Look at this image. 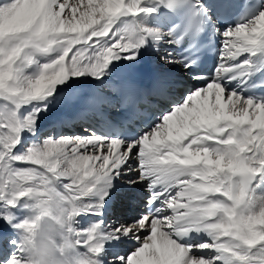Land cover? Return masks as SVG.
I'll return each instance as SVG.
<instances>
[{
	"label": "snow or ice",
	"instance_id": "snow-or-ice-1",
	"mask_svg": "<svg viewBox=\"0 0 264 264\" xmlns=\"http://www.w3.org/2000/svg\"><path fill=\"white\" fill-rule=\"evenodd\" d=\"M234 7L0 0V264H25L20 234L52 202L68 214L81 264H264V0L217 27ZM146 55L194 83L146 126L108 120L100 89ZM87 87L95 94L81 99ZM77 103L80 119L95 109L105 125L45 127ZM138 188L137 211L111 220L114 197Z\"/></svg>",
	"mask_w": 264,
	"mask_h": 264
},
{
	"label": "clouds",
	"instance_id": "clouds-1",
	"mask_svg": "<svg viewBox=\"0 0 264 264\" xmlns=\"http://www.w3.org/2000/svg\"><path fill=\"white\" fill-rule=\"evenodd\" d=\"M33 228L20 234L25 264H81L79 252L69 231V217L55 202L40 205L30 220Z\"/></svg>",
	"mask_w": 264,
	"mask_h": 264
},
{
	"label": "bare ground",
	"instance_id": "bare-ground-1",
	"mask_svg": "<svg viewBox=\"0 0 264 264\" xmlns=\"http://www.w3.org/2000/svg\"><path fill=\"white\" fill-rule=\"evenodd\" d=\"M166 47V48H165ZM169 47L167 46H164L163 48H161V53L167 51ZM170 51V50H168ZM140 71H138V70ZM136 70L138 73H144L147 74L148 72H151L153 73L155 76H159L160 78L162 79H166L167 76L165 75H168V72L169 74L173 75L174 72L176 71V68H172V67H169V66H166V65H162L157 56L155 55H146L143 60L136 66ZM180 72L178 74V76H180ZM174 76V75H173ZM168 81H174V79L171 77V78H167ZM192 86V85H190ZM90 89L89 90H92V91H95L94 88L92 87H89ZM100 91L102 92V94L107 97L110 101L112 99H116L117 98V94H115V88H114V83H113V80L111 81H107L105 83V85L100 89ZM80 93H88V89H82L80 91ZM180 99V97L177 99V101ZM79 103L77 104H74L76 106H78ZM102 106H107V104H103ZM74 111V106H71V107H68L67 105H62L61 108L59 109V112H58V115L56 117H54V119L56 120H59L61 118H66V116L70 115L72 112ZM50 122V121H49ZM45 127H48V125H46ZM76 130H79V128H74V130L72 131H69V132H64V133H61V134H68V135H71V134H79L80 132L78 131H75ZM68 131V130H66ZM60 135V134H58ZM122 191H120L121 193ZM138 192H142V189H137V191L135 193H128L127 196H130V197H135L137 195ZM120 193L117 195L119 196ZM144 195H146V193H143ZM122 196V195H120ZM125 211V208H121L119 209L116 213L117 215H121L123 212ZM134 214V213H133ZM126 216V214H124ZM132 215V213H131ZM118 216L116 215H113V217L111 218V220H116L118 218ZM120 217H123L122 215Z\"/></svg>",
	"mask_w": 264,
	"mask_h": 264
}]
</instances>
